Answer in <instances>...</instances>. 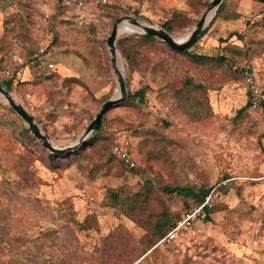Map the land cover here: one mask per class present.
Returning <instances> with one entry per match:
<instances>
[{
	"label": "rangeland",
	"instance_id": "1",
	"mask_svg": "<svg viewBox=\"0 0 264 264\" xmlns=\"http://www.w3.org/2000/svg\"><path fill=\"white\" fill-rule=\"evenodd\" d=\"M212 1L0 0V84L3 69L18 73L11 94L65 148L118 90L107 46L114 24L129 16L162 29L170 21L180 40ZM223 7L190 50L224 58L222 66L196 63L128 27L119 34L128 94L144 88L146 99L111 109L102 133L129 139L136 173L109 158L103 136L80 160H52L0 94V264H264V114L250 111L240 75L249 64L264 81V4L225 0ZM133 35L124 44L130 60L119 41ZM44 42V62L58 78H105L106 91L37 79ZM167 186L216 190L215 209L186 248L151 251L144 223L165 209L177 219L188 211ZM142 193L147 203L130 209Z\"/></svg>",
	"mask_w": 264,
	"mask_h": 264
},
{
	"label": "trees",
	"instance_id": "2",
	"mask_svg": "<svg viewBox=\"0 0 264 264\" xmlns=\"http://www.w3.org/2000/svg\"><path fill=\"white\" fill-rule=\"evenodd\" d=\"M223 3L218 10L219 14H217V17L224 10ZM237 17H239V16H237ZM211 26H212V24H210L202 32L203 34H201L200 36L203 37L208 32V29ZM162 29H164L165 31H167L171 35L174 32V25L170 21L165 22L162 25ZM234 35L238 36L237 34H234ZM135 36H139L143 40L149 41V42L159 41L158 38H156L154 36L147 35V34L135 35ZM133 37H134V35L128 36V37H125L124 39H121L119 41L121 53L123 54V56H125L127 59H130V60L132 59V57H131L130 53L124 49V47H125L124 44L126 42L131 41V38H133ZM199 39H200V37H199ZM199 39L189 48H187L183 51H178V52L185 54L192 61H194L196 63L198 62L202 65L203 64L204 65L214 64V65L222 66V64L227 63V61L224 58H218V57L215 58V57H210V56L201 55V54H193L190 50L192 47H194L196 45V43L199 41ZM37 67H38V72H39V76H38L39 78H37V79H40V81H60L61 80V82L64 84L65 83L75 84L77 86L86 88L88 90V92L92 95V91L89 89V87L82 80L75 78V77L58 78V76L56 74H53L52 70L49 69L48 64H46L44 61H42L39 58L37 60ZM240 75H241V78H243L241 71H240ZM17 78H18V73H11L10 76L6 77V79L4 80L3 84L7 88V90H9L10 92L14 91V85H17L16 84ZM183 93H184V89L179 91V94H183ZM179 96H181V95H179ZM145 99H146V90L144 88H141L139 90H136L135 92H129L127 101L138 100L140 103H144ZM189 103H190L189 106L194 108L195 105H197L199 102H197L195 99H191V100H189ZM248 107H249V103H248ZM13 112H15V111H13ZM242 112H243V109L240 111V113H242ZM196 115L199 116L200 114L197 111H195V116ZM103 127H104V121H102L101 128L95 134L92 135V138H90L87 142H85L82 146H80L76 150V152L74 151V153L62 154V155L50 154L49 155L50 158L52 160L53 159L70 160L72 158L80 160L83 156V153L86 150H88L89 148H95L96 146L101 145L100 144L101 143V137L103 136L104 147L110 153L109 158L110 159L116 158V159L120 160L114 153V146L116 145L117 141H113V139L110 136L104 135L102 133L104 130ZM26 131H28V128H26ZM28 133H29V131H28ZM120 162L125 167H127V169L130 172L136 173L139 169V166H136L135 168H130V167L126 166L121 160H120ZM163 191L166 194L177 195L178 197H181L184 201H186V204L188 206V210L193 205L203 204L205 202L206 197L212 192L211 189H207L206 187L197 188V187H193V186H175V187L167 186L164 188ZM146 195H144L142 193L141 195L138 196V198H135L131 204L130 209H133L134 211H137L139 208L142 209L144 204L147 203V201H148ZM214 209L215 208L210 210V212H209L210 215H209L208 219L206 220V222L211 220V217H212L211 214L214 211ZM135 215L139 216L138 214H135ZM179 219L180 218L177 219V216H175L171 211H169V209H165L163 212L158 213L156 215V217L154 218V221H152L153 219H151V220H148L147 222L144 223L145 227L148 229L149 239H150V242H149L150 245L149 246H150V249H152L151 251H154L155 249H157L159 247V246L155 247V245H157L163 238H165L168 235V233L176 226L177 221ZM170 245H172V244H170ZM142 261H143V259L139 263H137V262L136 263L140 264Z\"/></svg>",
	"mask_w": 264,
	"mask_h": 264
},
{
	"label": "water",
	"instance_id": "3",
	"mask_svg": "<svg viewBox=\"0 0 264 264\" xmlns=\"http://www.w3.org/2000/svg\"><path fill=\"white\" fill-rule=\"evenodd\" d=\"M224 1L225 0H213L209 4L205 13L200 18L197 25L192 29L190 33L183 36L182 40H177L164 29H159L151 23L147 24L141 20L129 16L119 19L114 24L112 32L107 40V46L111 54V65L117 76L118 90L112 98H110L108 101H106L103 104L100 112L96 115V117L88 126V128L83 133V135L74 144L70 146H67L65 148L55 147L50 142L47 135L41 131L34 116L21 103H19L15 99V97L11 94L9 90H7V88L3 87L1 84H0V94L4 96V98L8 101L11 108L23 119V121L26 123L32 134L42 144L44 148H46L47 150H49L51 153L54 154H71L74 151H76L80 146H82L85 142H87L88 139L101 128L102 121L105 115L111 109L120 105L128 98L126 79L123 74L120 53L117 47L119 34L121 33L120 31L121 25L123 24L124 21L130 22L135 27L136 32L159 38L173 50L183 51L189 48L190 46H192L198 40L202 32L207 28V26L210 24L213 18L217 15L219 8ZM256 1L264 4V0H256Z\"/></svg>",
	"mask_w": 264,
	"mask_h": 264
},
{
	"label": "built area",
	"instance_id": "4",
	"mask_svg": "<svg viewBox=\"0 0 264 264\" xmlns=\"http://www.w3.org/2000/svg\"><path fill=\"white\" fill-rule=\"evenodd\" d=\"M49 45L45 42L41 44L38 55L45 56ZM49 69H54L53 63L48 64ZM241 74L246 82L249 94V109L255 114H264V81L260 80L252 65H244L241 68ZM10 68H5L1 71V75L10 76ZM115 155L128 167L135 168L137 166L132 154V147L129 139L121 138L114 146ZM216 190H214L215 192ZM211 192L205 199L203 204L192 206L182 217L177 221L176 226L163 238L157 246L164 244H172L177 251L181 242L190 240L197 236L198 225L206 222L210 215V210L214 208L213 193ZM156 246V247H157Z\"/></svg>",
	"mask_w": 264,
	"mask_h": 264
},
{
	"label": "crops",
	"instance_id": "5",
	"mask_svg": "<svg viewBox=\"0 0 264 264\" xmlns=\"http://www.w3.org/2000/svg\"><path fill=\"white\" fill-rule=\"evenodd\" d=\"M41 57H42L41 60L45 61L44 57L43 56H41ZM78 77H80L78 79L82 80L89 87V89L95 94L104 93L106 91V88L109 86V84L107 82V79H105V78H92V76L90 74L81 75V76H78ZM36 92H34V94L32 95V98L36 99V100H38V98H39V100H38V103H39V101H41L42 97L39 94H37ZM43 98L46 99L45 96ZM200 224H202V223H200ZM199 227H201V226L198 225V228H197L198 230H199ZM186 241L187 240H184V241L181 242V246H180L179 249H184V248L187 247V242ZM172 247L174 248V246H172Z\"/></svg>",
	"mask_w": 264,
	"mask_h": 264
},
{
	"label": "bare ground",
	"instance_id": "6",
	"mask_svg": "<svg viewBox=\"0 0 264 264\" xmlns=\"http://www.w3.org/2000/svg\"><path fill=\"white\" fill-rule=\"evenodd\" d=\"M127 28V30H136L135 27L128 21H124L123 24L121 25V30L122 31L124 28ZM183 38H181L180 40H182Z\"/></svg>",
	"mask_w": 264,
	"mask_h": 264
}]
</instances>
